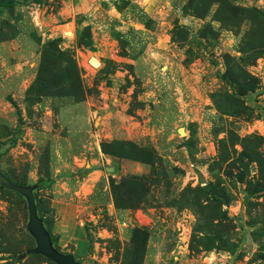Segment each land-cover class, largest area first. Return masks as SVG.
<instances>
[{"label":"rangeland","instance_id":"1","mask_svg":"<svg viewBox=\"0 0 264 264\" xmlns=\"http://www.w3.org/2000/svg\"><path fill=\"white\" fill-rule=\"evenodd\" d=\"M1 178L79 264H264V0H0Z\"/></svg>","mask_w":264,"mask_h":264},{"label":"water","instance_id":"2","mask_svg":"<svg viewBox=\"0 0 264 264\" xmlns=\"http://www.w3.org/2000/svg\"><path fill=\"white\" fill-rule=\"evenodd\" d=\"M200 182L202 183L203 179H200ZM0 183L3 187L21 195L27 202L28 223L26 229L33 238L35 246L27 250L25 254L41 255L53 264H79L71 255L62 254L52 246L48 232L36 213L34 187L16 185L3 178L0 179ZM25 254L21 257H24Z\"/></svg>","mask_w":264,"mask_h":264},{"label":"trees","instance_id":"3","mask_svg":"<svg viewBox=\"0 0 264 264\" xmlns=\"http://www.w3.org/2000/svg\"><path fill=\"white\" fill-rule=\"evenodd\" d=\"M33 1L35 3H39L40 2V0H33ZM7 100L17 109V113H18V116H19V119H20L19 109L17 108V105L15 104V102L10 97H8Z\"/></svg>","mask_w":264,"mask_h":264},{"label":"bare ground","instance_id":"4","mask_svg":"<svg viewBox=\"0 0 264 264\" xmlns=\"http://www.w3.org/2000/svg\"><path fill=\"white\" fill-rule=\"evenodd\" d=\"M181 134H182V132H181Z\"/></svg>","mask_w":264,"mask_h":264}]
</instances>
